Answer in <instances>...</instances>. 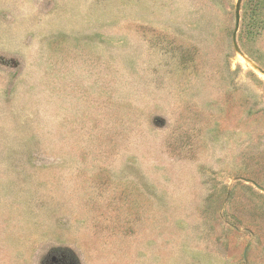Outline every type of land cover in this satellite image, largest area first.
Here are the masks:
<instances>
[{
  "label": "rangeland",
  "instance_id": "1",
  "mask_svg": "<svg viewBox=\"0 0 264 264\" xmlns=\"http://www.w3.org/2000/svg\"><path fill=\"white\" fill-rule=\"evenodd\" d=\"M0 0V264H264V0Z\"/></svg>",
  "mask_w": 264,
  "mask_h": 264
},
{
  "label": "water",
  "instance_id": "2",
  "mask_svg": "<svg viewBox=\"0 0 264 264\" xmlns=\"http://www.w3.org/2000/svg\"><path fill=\"white\" fill-rule=\"evenodd\" d=\"M243 0H238L237 2V7H236V24H235V31L233 34V43H234V47L236 48V50H238L237 47V42H236V34L239 30V25H240V6Z\"/></svg>",
  "mask_w": 264,
  "mask_h": 264
}]
</instances>
